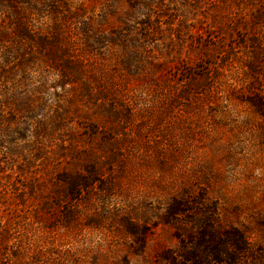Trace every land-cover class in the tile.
Segmentation results:
<instances>
[{
	"label": "rangeland",
	"instance_id": "374dc122",
	"mask_svg": "<svg viewBox=\"0 0 264 264\" xmlns=\"http://www.w3.org/2000/svg\"><path fill=\"white\" fill-rule=\"evenodd\" d=\"M84 4L120 40L88 57L93 95L77 81L46 100L47 158H1L0 264H158L182 237L164 221L175 201L264 256V0ZM144 4L152 33L137 24ZM60 172L95 188L71 200Z\"/></svg>",
	"mask_w": 264,
	"mask_h": 264
},
{
	"label": "trees",
	"instance_id": "16d2710c",
	"mask_svg": "<svg viewBox=\"0 0 264 264\" xmlns=\"http://www.w3.org/2000/svg\"><path fill=\"white\" fill-rule=\"evenodd\" d=\"M84 1L89 0H0V162L3 158L19 168V159L39 158L41 151L47 158L52 149L44 146L51 141L46 100L60 103L77 81L86 96L95 93L96 87L82 80L88 57L97 45L107 48L120 38L103 32L105 21L89 15ZM144 7L147 12L141 13L137 24L152 33L157 15L147 4ZM14 125H21L23 132ZM9 133L16 135L15 141L5 147L2 143ZM55 177L58 186L66 184L62 191L71 200L88 194L97 180L66 172ZM174 204L176 209H169L164 221L182 231V237L175 235L176 249L157 252L158 264H264V256L258 255L243 230L224 227L212 216L191 217L194 211L184 209L186 203Z\"/></svg>",
	"mask_w": 264,
	"mask_h": 264
}]
</instances>
